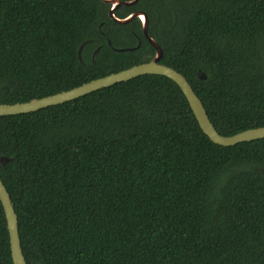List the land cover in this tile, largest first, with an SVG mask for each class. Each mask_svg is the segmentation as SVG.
I'll use <instances>...</instances> for the list:
<instances>
[{"label": "trees", "instance_id": "trees-1", "mask_svg": "<svg viewBox=\"0 0 264 264\" xmlns=\"http://www.w3.org/2000/svg\"><path fill=\"white\" fill-rule=\"evenodd\" d=\"M110 8L0 0V104L149 61L140 19ZM136 11L221 135L264 127V0H138L115 16ZM2 156L27 264H264V139L213 143L164 76L0 116ZM0 264H14L1 201Z\"/></svg>", "mask_w": 264, "mask_h": 264}, {"label": "water", "instance_id": "water-1", "mask_svg": "<svg viewBox=\"0 0 264 264\" xmlns=\"http://www.w3.org/2000/svg\"><path fill=\"white\" fill-rule=\"evenodd\" d=\"M104 2L111 4L109 11L110 18L117 24L124 25L132 21L134 18H139L142 23L143 34L147 41L154 47L155 56L148 62H144L135 66H132L128 69L122 70L117 73L109 74L107 76L92 80L90 82L84 83L78 87L72 88L67 91H63L54 95L32 99L28 102L15 103V104H0V116H10V115H19L25 113L36 112L40 109L60 105L81 97H84L93 92L99 91L104 88L111 87L117 83L127 82L134 78L143 76V75H159L164 76L173 82H175L179 88L182 90L185 95L190 108L192 109L197 122L202 129V131L209 137V139L220 146L229 147L235 146L244 142H251L255 140L264 139V127H258L253 129H248L237 133L232 136H223L221 135L214 125L212 124L206 109L197 96L192 86L186 79V77L167 65L160 63V60L163 56V50L161 46L149 35L148 25L149 19L146 13L138 11L132 13L124 19H118L115 16V11L121 6H132L138 2V0L131 1H122V0H103ZM110 43V41H109ZM131 49H121L124 50H134ZM83 45L79 49V57L81 58V52ZM100 48L97 49L96 53L99 52ZM95 56V55H94ZM200 77L203 78L200 74ZM11 158L2 156L0 158V163L5 166L11 162ZM0 201L3 206L6 220L7 228L10 237V246L12 260L14 264H27L22 250L19 229H18V217L15 212L13 203L11 201L10 194L8 193L3 181L0 178Z\"/></svg>", "mask_w": 264, "mask_h": 264}, {"label": "flooded vegetation", "instance_id": "flooded-vegetation-1", "mask_svg": "<svg viewBox=\"0 0 264 264\" xmlns=\"http://www.w3.org/2000/svg\"><path fill=\"white\" fill-rule=\"evenodd\" d=\"M123 1V0H122ZM136 12H138V11H136ZM109 41L110 40H108L107 39V43H108V45L110 46V47H112V49L113 50H115V51H119V52H123V51H121V49H124V48H117V47H113L112 46V43H111V41H110V43H109ZM140 43H141V41H140V39H139V43H138V45L136 46L137 48L140 46ZM84 46H85V44H83V48H84ZM100 48V50H101V48H102V46H99V47H97L95 50H94V52H93V55H92V60L94 61V58L99 54V52H100V50H99V52L97 53V54H95L96 53V51H97V49H99ZM135 48V47H134ZM125 49H129V48H125ZM83 50V49H82ZM124 51H127V50H124ZM82 53V52H81ZM95 55V56H94ZM155 56V54L151 57V58H149V55H146L145 56V59L147 60H151L153 57ZM81 59V58H80ZM162 59V58H161ZM161 61V60H160ZM148 62V61H147Z\"/></svg>", "mask_w": 264, "mask_h": 264}]
</instances>
